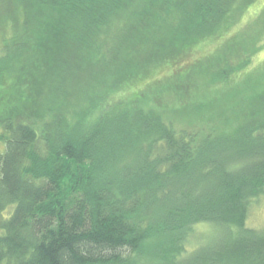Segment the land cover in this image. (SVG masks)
Listing matches in <instances>:
<instances>
[{
  "label": "trees",
  "instance_id": "1",
  "mask_svg": "<svg viewBox=\"0 0 264 264\" xmlns=\"http://www.w3.org/2000/svg\"><path fill=\"white\" fill-rule=\"evenodd\" d=\"M32 1L60 22L1 36L0 89L3 78L9 86L0 90V264H264V229L247 222L264 194V89L206 133L161 117L202 99L184 81L190 67L211 92L255 76L264 84L263 65L246 70L261 44L222 55L249 35L228 31L248 0ZM162 6L177 15L176 37L203 43L183 66L185 41L156 56L124 37L147 29ZM57 32L77 51L59 68L73 70L67 87L38 79L32 54L38 42L45 60ZM204 43L216 47L205 54ZM204 60L214 66L207 78ZM188 87L192 99L174 103ZM34 105L41 125L29 119Z\"/></svg>",
  "mask_w": 264,
  "mask_h": 264
},
{
  "label": "rangeland",
  "instance_id": "2",
  "mask_svg": "<svg viewBox=\"0 0 264 264\" xmlns=\"http://www.w3.org/2000/svg\"><path fill=\"white\" fill-rule=\"evenodd\" d=\"M159 9L160 8H156L155 15L144 22L145 25L149 26L147 29H144V26H132V33L130 35L126 34L124 37L128 40L127 43L129 45L139 44L142 46L143 43H145V48L147 50H151L152 53H154L156 56L163 55L162 50H159L160 48L166 46L164 49L162 48L166 52L168 46L171 45L170 47L172 48L173 45L176 46L179 45L180 42L185 41L187 42V47L184 51H180L179 54V56L181 57L179 58V63H181V65L183 66V64L188 62L189 59L192 60L195 58L193 56L194 53H197L199 51L198 48L203 45V43L191 47L195 42L192 43L188 38L184 39L182 37H176L173 32V27L176 26L177 15H175V12L170 6H162L161 10ZM241 10H244V12L240 10H235L233 12V27L228 31H236L237 28L243 31L245 29L248 31L249 35L244 37L242 41H240L239 37L238 41L233 45H223L227 47H222V55L226 56L227 59H232L237 54H240L241 51H251L254 48H256L257 50V47L259 46V44H261L259 50L255 51L256 54L253 57L252 63L249 64L248 68H246L247 71H252L254 70V65L264 66V14L261 15L262 11L264 13V0H248L247 3L241 7ZM59 15L60 13H58L56 9L54 10L51 8L40 7V5H37L32 0H20L17 2L15 0H0V45L1 36L4 33H9V31L12 30V26L14 28L20 29L19 25L22 24L23 28L27 27L30 32L34 29V34H37L35 28L38 27L40 23L53 26L57 25L60 21H58V19H56V21L54 18L57 16L59 17ZM118 22L119 21H117V25L119 24ZM139 22H141V20ZM110 30V34H112L113 31L116 30V27L110 28ZM148 35H154L157 39H153L151 37L150 39ZM158 35L160 36L158 37ZM221 37L222 35H219L217 39H220ZM50 39V46L46 52L47 56L43 61L39 60V58L42 56V52L39 49L38 42H36L37 44L35 46L38 47V50L36 49V51L32 54L34 57L38 56V58L35 59L36 62H39V64L42 66V70L39 71L40 66L36 68L30 67V72L37 74V71H39L40 76L38 79H41V81L43 82L45 81L47 83H51L52 85L55 83V79L58 78L59 82L57 86L67 87L70 83L65 80L68 77L67 73L69 71L73 72V70L67 69L59 73V68L60 65H62L63 57L67 58L68 55L72 57V53L75 54L74 52L77 51L75 50V48H73L72 44L71 46L69 45V43L66 44V39L60 37L58 35V32L57 34H53ZM223 40L224 37L220 42H222ZM41 43L42 42H40V44ZM215 47V44L212 46L210 44H205L204 53L207 54ZM185 53L188 54L184 57ZM146 54L148 55L149 53ZM212 60H204V78H207L205 76L207 74V70L214 67L211 63ZM222 64V60L216 62L214 64L216 67L215 69L220 68ZM86 65H88L89 67V62H87L85 66ZM23 68H28L29 71L28 65L22 64L21 70H23ZM90 69L91 68H89V71ZM193 71L194 69L190 67V70L187 74V79L184 78V81L186 80L187 83H190L192 81L195 89L198 88L197 93L202 99H200L195 104L184 106L183 108L181 107L177 108L176 110L173 109L168 111H161V117L164 119V121L174 126L175 129H186L189 131H196L199 129V131L202 130L203 133H206L211 127L216 128V126L218 125H223L222 122L224 118L231 114L233 110L237 109L238 111V107L241 105L240 103H242L244 97L252 95L253 93L262 91L264 89L262 80H260L258 76H255L249 83L246 81L242 84H225L224 86L218 85L215 87L216 90H213L211 92L205 85L204 89L202 88L200 82H198L197 79L198 73ZM56 74H58L57 77ZM86 74H88V72L82 71L79 75L86 77ZM50 76L51 78H53L49 79ZM30 78L33 77L30 75ZM7 80L9 79L3 78L4 82L2 83V85L5 87L9 86ZM195 82L199 85H194ZM204 82L206 83V81ZM5 87L1 88L0 90H6L7 88ZM179 92H181L178 93L180 99H172L174 103H177L179 105L181 102L185 103L192 99V91H189V87L184 92ZM34 106L36 108L35 117H30L29 119L34 118V120L36 121L35 123L37 125H41L42 121H44L45 118L44 114L42 116V107H39V105ZM49 107L52 106L50 105ZM247 222L250 226L258 229H264V194L251 206ZM208 230H210V228L207 225L198 227V231L200 233ZM145 264L148 263L145 262Z\"/></svg>",
  "mask_w": 264,
  "mask_h": 264
}]
</instances>
